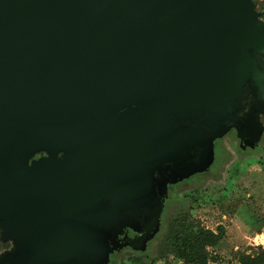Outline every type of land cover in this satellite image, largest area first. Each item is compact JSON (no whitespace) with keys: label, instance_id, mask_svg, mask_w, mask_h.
<instances>
[{"label":"water","instance_id":"1","mask_svg":"<svg viewBox=\"0 0 264 264\" xmlns=\"http://www.w3.org/2000/svg\"><path fill=\"white\" fill-rule=\"evenodd\" d=\"M260 14L254 0H0V264H111L182 179L170 168L260 87Z\"/></svg>","mask_w":264,"mask_h":264},{"label":"rangeland","instance_id":"2","mask_svg":"<svg viewBox=\"0 0 264 264\" xmlns=\"http://www.w3.org/2000/svg\"><path fill=\"white\" fill-rule=\"evenodd\" d=\"M261 6L264 7V0H258L259 11L264 10ZM261 120L259 131L262 137L256 146L242 151L236 139H223L216 163L204 175L181 184L179 197L168 202L170 206L165 220L171 217L176 207L183 206L186 193L200 188L198 200L190 207L192 218L214 231L219 226L224 228L218 245L208 248L216 257L209 264H239L240 253H254L259 246L264 247V112ZM158 221L148 230V237L139 236L134 240L137 247L133 253L148 260L157 256L164 234L160 219ZM7 242L10 247L5 250L12 246L10 241ZM152 264L184 263L170 257L169 260L158 259Z\"/></svg>","mask_w":264,"mask_h":264},{"label":"flooded vegetation","instance_id":"3","mask_svg":"<svg viewBox=\"0 0 264 264\" xmlns=\"http://www.w3.org/2000/svg\"><path fill=\"white\" fill-rule=\"evenodd\" d=\"M262 19L264 20V18ZM252 56L258 61L259 64L262 65V76L260 79L261 83L260 87L252 86V90L247 89L248 93H251L252 91L253 95L251 94L248 100L246 99V101H244L242 105H238V110L236 111L237 116H235L236 119L234 120L235 125L230 128L225 136L216 138L213 141V144L210 147L209 151H207L205 148H198L195 151L189 153V160L185 164L173 165V168H170L172 169V171L175 170L176 173L183 174L182 179L178 180L179 176H176V182L168 184L167 191H162V193L164 192V195L159 196V198L157 199L160 206L158 211L156 212L158 214H156L155 218L152 219V217L155 215V212H151L147 216L137 220V226H139V228H142V231L140 233H136L133 230L126 228L124 232L119 235L115 252L112 255L111 264H115V256L119 254V252L133 250L135 251V248L137 246L134 244V240L139 236L141 238L144 235L148 237V230H151V227L155 226L157 222L159 223V219L163 226L168 206H170V203L168 202L174 197L175 199L179 197V186L185 182L190 181V179L193 177L204 175L207 170L216 163L217 153L220 149L219 146L223 139L227 137L236 139L238 141V148L242 151L247 150L248 148L251 149L252 147L256 146V143L261 139L262 135L258 140H256L260 132L259 125L260 120L262 119V114L264 112V46L260 47L258 50L253 51ZM208 153L210 155L209 157H207ZM209 158L211 160L213 158V161L211 163H209ZM185 171L187 172L185 173ZM168 179L173 180V177H169ZM176 210L177 207L174 211ZM145 243L143 247L146 246Z\"/></svg>","mask_w":264,"mask_h":264},{"label":"trees","instance_id":"4","mask_svg":"<svg viewBox=\"0 0 264 264\" xmlns=\"http://www.w3.org/2000/svg\"><path fill=\"white\" fill-rule=\"evenodd\" d=\"M254 1L258 9V0ZM261 17L264 18V10L261 11ZM199 195V187L186 193L183 206L174 211L169 219L164 220V234L156 257L148 260L136 255L134 251H121L115 256V264H152L158 259L169 260L170 257L184 264H209L212 259H216L208 248L218 245L223 238L224 228L219 226V229L214 231L195 222L190 207L198 200ZM9 247V242L0 239V252ZM238 259L239 264H264V247L259 246L254 253L242 252Z\"/></svg>","mask_w":264,"mask_h":264}]
</instances>
